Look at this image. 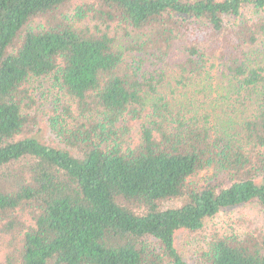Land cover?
Instances as JSON below:
<instances>
[{
  "label": "trees",
  "instance_id": "1",
  "mask_svg": "<svg viewBox=\"0 0 264 264\" xmlns=\"http://www.w3.org/2000/svg\"><path fill=\"white\" fill-rule=\"evenodd\" d=\"M244 206L201 264H264V0H0V264H190Z\"/></svg>",
  "mask_w": 264,
  "mask_h": 264
},
{
  "label": "rangeland",
  "instance_id": "2",
  "mask_svg": "<svg viewBox=\"0 0 264 264\" xmlns=\"http://www.w3.org/2000/svg\"><path fill=\"white\" fill-rule=\"evenodd\" d=\"M29 91L33 96V104L39 113H44L45 116L40 120V135H42L48 141L56 140L55 136L48 130L46 121L48 109L57 106L59 104L58 97L60 96V88L54 84L52 79H34L28 85ZM140 120L132 118L130 120L129 138L131 140H137L140 137ZM262 215L253 206L234 207L228 210H224L219 213L213 220L208 222L207 228L200 233H190L182 231L178 236V245L182 249L186 259L190 264L203 263L202 256L199 255L197 249L199 244L213 232L214 229L224 230L230 226H234L239 229H250V225L259 226L262 222ZM246 223V224H245ZM250 224V225H249ZM7 254V245L0 243V260L4 259Z\"/></svg>",
  "mask_w": 264,
  "mask_h": 264
}]
</instances>
